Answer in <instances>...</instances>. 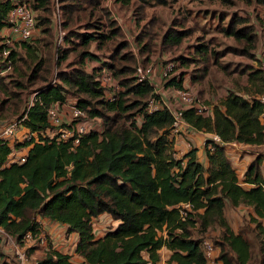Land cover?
I'll return each mask as SVG.
<instances>
[{
    "label": "trees",
    "instance_id": "obj_1",
    "mask_svg": "<svg viewBox=\"0 0 264 264\" xmlns=\"http://www.w3.org/2000/svg\"><path fill=\"white\" fill-rule=\"evenodd\" d=\"M28 1L34 11L42 9L47 13L35 15L36 26L37 17L40 19L43 36L9 43L0 34V93L8 94L4 101L16 97V108L22 106L25 90L8 91L2 74L16 67V61L21 59L17 57L19 47L28 61H35L28 79L41 78L46 83L34 90L30 107L24 109L22 124L37 135L12 146L27 148L24 162L11 161L12 147L0 141V228L19 246L23 245L27 233L36 236L45 232L40 220L63 228L56 238L47 233L52 236L55 247L50 241L43 255L29 263L161 264L159 250L164 247L170 255L162 264H207L204 236L218 230L216 243L210 242L218 249L216 264H248L252 245L244 231L230 225L225 215L229 204L248 210V219L254 225L259 243L260 263L264 264L263 154L255 155L241 175L233 167L226 146L231 142L251 146L264 143V125L259 118L263 106L257 98L264 90V73L257 67L251 68L246 85L240 91L228 90L214 104L209 116L196 114L193 109L184 110L183 119L194 130L215 134L222 143L206 141L205 164L199 161L194 147L176 158L168 138L171 114L166 108L152 112L147 109V100L155 95L153 83L148 79L138 80L134 66L99 63L93 60L98 58L97 54L84 49L92 41L98 48L103 47L108 39L119 35L118 30L112 27L108 33L102 32L98 22L90 30L74 34L69 29L65 31L64 47L56 48L55 1ZM76 1L64 2L61 6L57 3L64 27L76 15L79 8ZM85 1L91 4V0ZM122 1L125 4L132 1L136 13L146 4L177 0ZM258 1L264 3V0ZM12 5L11 0H0V32L7 25V13ZM243 20L239 16L234 18L235 22ZM110 23L114 24V20ZM225 31L237 38L244 35L235 27ZM187 34L185 29L170 27L161 42L177 45ZM253 35L245 34L250 42L254 41ZM127 45L126 40L118 42L112 58L130 60L129 51L120 53ZM76 47L81 48L78 58L67 61L64 65L67 69H57L49 78L48 68L55 58L60 64L67 59L68 51ZM177 58L183 64L190 61L189 57ZM105 65L111 67L119 83L117 89L101 83L99 76ZM86 66H90L89 70ZM41 71L44 74H39ZM155 83L162 91L184 85L182 76L167 78L162 87L158 80ZM16 84L21 86L20 82ZM109 93L113 99L108 98ZM69 94L74 97L72 100L68 99ZM55 102L59 108L67 109L69 104H74L84 110L89 121L100 124V130L82 135L75 146L71 141H57L48 136L44 133L49 129L46 109ZM182 203L191 204L184 216L180 215ZM103 214L117 225L95 237L93 220ZM69 239V245L74 244L75 256L56 248ZM36 245L37 242L28 249L34 250ZM5 246L0 234V264H9L6 257H12L13 250L5 251Z\"/></svg>",
    "mask_w": 264,
    "mask_h": 264
},
{
    "label": "rangeland",
    "instance_id": "obj_2",
    "mask_svg": "<svg viewBox=\"0 0 264 264\" xmlns=\"http://www.w3.org/2000/svg\"><path fill=\"white\" fill-rule=\"evenodd\" d=\"M69 1L71 0H57V3L63 5L64 2ZM76 3H79V6L76 7L79 8L76 10L73 20H69L67 27L62 24L65 31L70 29L74 34L90 30L97 22L100 24L99 30L102 32L108 33L112 27L118 30L119 35L108 39L103 47L98 48L97 43L92 41L84 48L97 54L98 58L93 60L99 63L102 61L111 64H128L134 68L139 65L150 66L153 71L155 70V78L161 87L167 78L182 76L183 84L190 87L202 101L208 102L212 107L224 98L228 90L240 91V88L247 83L250 69L257 67L258 57L264 56V3L258 0H177L167 4H146L142 10H138L136 13L132 1L125 4L122 0H91L90 4L89 1L78 0ZM40 14L47 15L46 11L42 9L35 11L36 16ZM235 16L244 20L235 22ZM64 17L62 15V18ZM111 19L114 20V24L110 23ZM39 20L37 17V38L43 36L40 34ZM170 27L185 29L188 34L177 45H165L161 42V37ZM229 27L241 29L244 35L237 38L226 33L225 29ZM245 34H255L253 35L255 36L254 41L250 42ZM123 40H126L128 45L125 49H121L120 53L129 51L131 59H113L111 54L114 52V46ZM16 50L17 57L21 56V59L16 61L14 70L12 67L7 72L3 71L2 74H5L8 91L21 92L25 90L23 104L16 108V97L4 101L8 94L2 91L0 93V122L14 121L20 117L32 101L34 90L46 83L41 78L34 81L28 79L35 61H28L22 48L19 47ZM80 50V47L71 48L68 51L67 59L60 64L55 58L53 65L48 68V77L53 76L57 69H67L68 67L64 66L65 63L71 60L75 61ZM179 56L189 57L190 61L183 64L177 58ZM168 64L171 65L167 69L166 75H161L160 71ZM105 67L111 69L109 65H105ZM86 68L89 70L90 66H86ZM39 74H44V72L41 71ZM16 82H20L21 86H18ZM73 98L71 94L68 95L69 100ZM95 124H97L96 126L100 125L98 122ZM186 136V141L193 148L196 145L195 139L192 136ZM22 137V133L17 134L12 140H9V146L19 142ZM12 149L16 155L18 152L24 151V149H14L13 147ZM255 150L259 151L260 149ZM225 214L232 228L244 231V236L252 245V258L248 264H261L258 251L259 243L253 230L254 225L248 219V210L242 206L234 208L228 204L225 207ZM93 222L95 237L102 236L107 230L117 225V222L106 214L94 219ZM218 234V230L210 231L204 236V239L215 244ZM46 238L48 239L47 246L50 239L52 241V236L48 235ZM51 244L53 245V243ZM69 244H71L70 239L57 244L56 248L60 250L65 248L63 252L70 253L72 246ZM12 247L13 242L11 241L10 248L5 246L6 250H4L9 251ZM45 249V245L39 244L34 247V250L27 249L30 263L40 258ZM217 254L218 249L214 248L213 260L207 264H216L214 258ZM32 255L34 258H31ZM159 255L162 264L169 257L170 252L163 247L159 250ZM5 261H10V256H7Z\"/></svg>",
    "mask_w": 264,
    "mask_h": 264
},
{
    "label": "built area",
    "instance_id": "obj_3",
    "mask_svg": "<svg viewBox=\"0 0 264 264\" xmlns=\"http://www.w3.org/2000/svg\"><path fill=\"white\" fill-rule=\"evenodd\" d=\"M13 2L12 7L7 13V25L1 30L0 34L9 43H13L14 40H29L36 36L37 26L35 11L32 9L28 0H11ZM55 1V10L53 14V30L55 34V45L56 48L62 49L64 47V37L65 30L62 28L61 24V12L57 6V0ZM105 5V4H103ZM171 64H168L167 67H164L160 73L161 75H166L167 69L170 68ZM259 68L264 73V56L258 57ZM135 75L138 80L148 79L154 85L155 95L151 96L147 100V109L149 112L158 110L160 108H166L172 117V124L169 132V140L172 141V149L174 151L173 156L180 158L183 154L175 148V139L181 137L185 134L195 133V134H209L208 137L203 141V146H205L206 141L211 140L214 143H222L219 137L215 134L203 133L201 131L194 130L184 119L183 111L186 109H193L194 113L209 116L212 114V106L208 102L202 101L190 87L183 85L182 87H173L171 88V95L174 96V99L166 98L164 96V91L160 87H157L155 83V72L151 67L136 66ZM99 79L103 85L112 86L114 89L119 87L117 79L114 77L113 72L108 67H103L102 72L99 76ZM34 97V96H33ZM32 97V98H33ZM109 99H113L111 93L108 94ZM258 100L262 103L263 110L260 114V121L264 125V90L262 93L257 95ZM32 102V101H31ZM31 102L28 104L27 108L30 107ZM25 112L23 116L18 117L14 121L0 122V141L8 143L9 140H12L17 134H23L22 139L19 142L28 140L31 136H36L37 134H31L28 129L23 126V120L25 119ZM47 122L49 124V129L44 132L50 137H55L57 141L67 142L71 141V145L75 146L82 135L90 131H99L100 128L96 126L95 122L89 121L86 117L85 111L74 106V104H69L68 108H59L58 103L50 104L46 109ZM43 134V133H42ZM229 144H237L231 142ZM9 145V144H8ZM228 144H226L227 146ZM12 147V146H10ZM210 148V144L208 145ZM23 152H18L17 155L14 151L10 154V160L13 162H24L27 149L23 148ZM13 150V149H12ZM20 151V150H19ZM259 154V153H258ZM180 215L184 216L185 212L191 209L190 203L181 204ZM0 234L3 237V240L6 242V246L10 248V242L12 238L6 235L0 228ZM47 234V233H45ZM44 233H40L36 236H32L31 233H27L24 236V242L22 246L15 245L13 242L12 247V257L10 258L9 264H30L29 258L27 255V249L30 245L37 242L40 245H45L48 239ZM51 241V239H50ZM53 243V238L52 241ZM65 250L61 249L63 252ZM203 251L205 259L207 262H211L213 258L214 248L213 245L207 241H203ZM70 256H75L74 253V244L72 245L71 252H63Z\"/></svg>",
    "mask_w": 264,
    "mask_h": 264
},
{
    "label": "crops",
    "instance_id": "obj_4",
    "mask_svg": "<svg viewBox=\"0 0 264 264\" xmlns=\"http://www.w3.org/2000/svg\"><path fill=\"white\" fill-rule=\"evenodd\" d=\"M157 80V79H156ZM155 80V81H156ZM171 88H166L164 90V96L166 98H171L174 99V96L171 95ZM189 135L190 137L192 136L195 139V144L193 147L197 149V157L200 162L203 164L206 163V158L203 153V141L208 137L209 134H195V133H190V134H185L181 137H178L175 139V148L179 151V153L184 154L185 152L188 151L189 148H191L190 144L187 140V136ZM186 136V137H184ZM228 153L230 155V159L232 160V165L236 169V171H239V173L242 175L243 171L246 169L248 164L252 161L253 157L255 155L263 154V160L261 163V173L264 179V143L259 146H251V145H243V144H228ZM259 148L260 150H255ZM253 150V151H252ZM200 155V156H198ZM241 158V159H240ZM226 215V214H225ZM228 219V218H227ZM229 221V220H228ZM39 223L41 226H43L44 233H50L54 238L58 237L61 235V232H63V228L59 227L58 224L52 223L48 220H40ZM49 224V226H48Z\"/></svg>",
    "mask_w": 264,
    "mask_h": 264
}]
</instances>
